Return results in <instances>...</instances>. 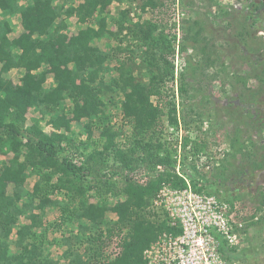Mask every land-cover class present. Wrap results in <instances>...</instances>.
Here are the masks:
<instances>
[{
	"label": "trees",
	"instance_id": "trees-1",
	"mask_svg": "<svg viewBox=\"0 0 264 264\" xmlns=\"http://www.w3.org/2000/svg\"><path fill=\"white\" fill-rule=\"evenodd\" d=\"M68 1L28 0L22 4L20 0H0L5 17L0 21V153L8 148L13 154L8 162L0 163V264H146L144 251L161 233H182L180 228L169 225L168 215L148 211L164 186L187 187L175 172L178 148L170 151L165 142L154 137L165 109L169 124L177 128L180 125L176 100L166 99L169 92L174 94L173 88H167L174 79L170 60L174 52L165 32L155 25H126L127 9L116 20L118 30H109L108 8L125 0H82L78 5H68ZM157 5L156 0H145L142 7L154 9ZM14 14L20 15L22 33L11 38L15 25L9 16ZM72 17L84 25L75 35L66 31L67 20ZM125 31L133 36L135 45L147 46L144 54L150 69L146 83L123 69L111 83L102 78L110 54L98 42L111 38L123 42ZM13 70L23 71L19 83L7 76ZM48 74L53 75L50 88L45 87ZM116 89L124 96L121 108L133 128L131 137H123L126 142L119 143L123 134L102 125L101 147L97 145L77 166L69 156H62L67 149L63 144L70 142L72 124L87 120L83 128L91 137L92 121L107 103H115ZM186 93L182 80L179 95L183 108ZM152 97H157L156 105ZM67 100L72 108L66 112L61 106ZM31 109L47 115L48 124L56 132L47 134L39 120L33 119L24 141L21 126ZM188 143L185 137L183 148ZM203 144L195 145V153L204 148ZM137 162L146 164L149 171L156 172L158 167L163 171L142 184L127 177L121 189V195H126L124 202L110 207L83 205L67 218L63 216L61 222H79L77 233L73 238L62 236L54 242L62 248L67 244V249L61 258H52L47 235L57 233L59 223L47 224L41 234L36 230L43 228L46 211L60 205L52 198L62 192L61 184H54L53 177L58 176L66 184L88 173L95 175L97 185L105 189L110 184L99 177L100 170L113 166L128 170ZM28 171L38 177L31 192L25 191ZM83 186L87 187L82 184L80 193L86 190ZM26 211L29 223L19 225V216ZM107 212L115 213L117 221L104 222ZM115 234L120 237V250L106 253Z\"/></svg>",
	"mask_w": 264,
	"mask_h": 264
},
{
	"label": "rangeland",
	"instance_id": "rangeland-1",
	"mask_svg": "<svg viewBox=\"0 0 264 264\" xmlns=\"http://www.w3.org/2000/svg\"><path fill=\"white\" fill-rule=\"evenodd\" d=\"M20 1L22 4L28 3V0ZM81 1L69 0L68 5H78ZM156 1L158 5L154 9L147 7L143 10L145 0H125L121 4H112L106 14L109 30L116 32V20L121 17L120 12L129 10L126 25H155L165 32L174 52L170 57L174 66V79L167 84V88H173L174 94L169 92L166 99L176 100L180 125L177 128L169 124L165 109L154 137L165 142L170 151L178 148L175 172L186 181L187 187L166 185L160 200L153 199L148 211L164 216L168 214L167 221L170 223L177 219H170L168 208L181 206L180 192L191 188L192 192L202 194L204 201L214 198L224 213L222 223L225 225L219 231L214 225L215 217H212L209 233L205 234H210L208 239L210 245L213 244L211 250L218 260L208 258L202 264H264V121L258 116L260 110L256 109L258 104H264V0ZM11 18L15 24L11 37L15 38L22 32L19 27L20 16L12 15ZM67 23L69 35H75L84 28L75 17L67 20ZM125 32V37H120L123 42L115 38L98 42V46L110 54L102 78L111 83L120 77L123 69L138 81L146 83L150 69L144 54L147 46L135 45L133 36ZM22 73L21 70H13L7 76L19 83ZM182 80L187 91L184 108L179 95ZM52 85L53 75L48 74L45 87L50 88ZM123 99V94L116 89L115 103H107L92 121L91 137L83 128L87 120L73 123L68 134L70 142L63 144L67 149L64 148L62 156H69L72 163L81 166L97 145L101 147L102 125L121 132L123 135L119 143L124 144L126 141L123 137H131L133 128L123 116ZM156 100L157 97L151 99L154 105L157 104ZM71 108V101L62 103L61 109L66 112ZM26 118L21 126L24 141L33 119L39 120L40 127L47 134L56 132L48 124L49 117L42 116L37 109H31ZM185 137L189 143L188 147L183 148ZM202 142L204 148L195 153V145ZM12 158L13 154L8 148H3L0 163ZM158 172L162 173V170L149 171L147 165L141 162L128 170L116 166L102 169L98 175L110 184L107 187L109 190L97 185L99 180L88 173L66 184L65 180L60 182L61 179L54 176L53 183H60L62 192L52 198L57 199L60 205L46 211L43 228L36 230L41 234L47 224L59 223L58 232L47 235L52 258H61L67 249V244L62 248L54 242H59L62 236L73 238L77 233L78 221L61 222V219L67 218L69 213L78 211L83 205L110 207L124 202L126 195H121V189L127 177L142 184L148 178H154ZM26 178L25 191L31 192L38 177L30 175L28 171ZM82 184L87 186H83L86 189L84 193L79 191ZM88 186L94 189L89 190ZM166 188L172 193L177 192L178 196L169 193ZM197 204L191 201L193 208ZM171 213H174L173 210ZM28 214L26 211L19 216V225L29 223ZM115 221L117 215L107 212L104 222L109 224ZM164 234L170 235L163 232L160 236ZM204 235L201 238H205ZM14 240L15 235L11 243ZM119 242L120 237L115 234L106 253L119 251Z\"/></svg>",
	"mask_w": 264,
	"mask_h": 264
},
{
	"label": "built area",
	"instance_id": "built-area-1",
	"mask_svg": "<svg viewBox=\"0 0 264 264\" xmlns=\"http://www.w3.org/2000/svg\"><path fill=\"white\" fill-rule=\"evenodd\" d=\"M177 71L176 68V73ZM176 78L177 76H175ZM158 168L163 171L161 167ZM163 188L156 200H160ZM169 193L172 192L169 191ZM172 194L178 196L177 192H173ZM180 194H182L180 198L182 200L181 206L177 207L175 205L173 208H168L170 219H177V221L168 223L171 226L180 228L182 233L169 236L164 234V236H159L152 242L143 254L146 264H202L204 261L207 262L208 258L218 260L211 250L213 244L210 245V240L208 239L211 236L205 233H209L211 227L209 223L212 221V217H215L214 225L219 228V231H221L220 228H224L225 224L222 223L224 213L220 211L221 206L214 201V198L204 201V196L192 192L191 188L180 192ZM192 200H194V204L198 203L200 208L198 204L196 208H193L191 206ZM209 200H212V202ZM171 210L174 213H171ZM202 235L205 238H201Z\"/></svg>",
	"mask_w": 264,
	"mask_h": 264
},
{
	"label": "flooded vegetation",
	"instance_id": "flooded-vegetation-1",
	"mask_svg": "<svg viewBox=\"0 0 264 264\" xmlns=\"http://www.w3.org/2000/svg\"><path fill=\"white\" fill-rule=\"evenodd\" d=\"M263 60H264V57H263ZM262 98L264 99V93L262 94ZM256 109L260 110L258 111L259 112V117L262 121H264V104L263 105H259L256 106Z\"/></svg>",
	"mask_w": 264,
	"mask_h": 264
},
{
	"label": "crops",
	"instance_id": "crops-1",
	"mask_svg": "<svg viewBox=\"0 0 264 264\" xmlns=\"http://www.w3.org/2000/svg\"><path fill=\"white\" fill-rule=\"evenodd\" d=\"M0 14L2 15V18L0 19V21L3 19V18H5L4 17V14L0 11ZM14 15H19V14H14ZM20 16V15H19ZM10 18L12 17V15L11 16H9ZM11 20H12V18H11ZM13 22V21H12ZM15 25V24H14ZM17 25H19L18 23H17ZM21 25H19V27H20ZM22 33V32H21ZM19 36V35H18ZM11 37V36H10ZM12 38V37H11Z\"/></svg>",
	"mask_w": 264,
	"mask_h": 264
}]
</instances>
